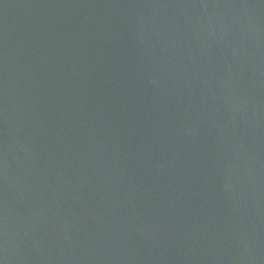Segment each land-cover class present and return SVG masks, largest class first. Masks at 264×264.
<instances>
[{
    "label": "water",
    "instance_id": "1",
    "mask_svg": "<svg viewBox=\"0 0 264 264\" xmlns=\"http://www.w3.org/2000/svg\"><path fill=\"white\" fill-rule=\"evenodd\" d=\"M0 264H264V0H0Z\"/></svg>",
    "mask_w": 264,
    "mask_h": 264
}]
</instances>
